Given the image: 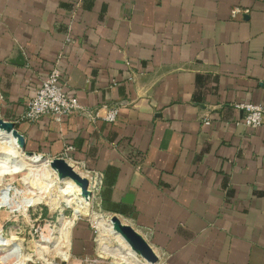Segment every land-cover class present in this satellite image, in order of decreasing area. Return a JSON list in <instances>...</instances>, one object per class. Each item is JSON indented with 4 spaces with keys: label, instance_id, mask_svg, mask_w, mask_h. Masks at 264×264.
Masks as SVG:
<instances>
[{
    "label": "crops",
    "instance_id": "1",
    "mask_svg": "<svg viewBox=\"0 0 264 264\" xmlns=\"http://www.w3.org/2000/svg\"><path fill=\"white\" fill-rule=\"evenodd\" d=\"M59 52L67 93L100 114L119 105L114 120L15 121L25 147L60 155L71 143L96 173L97 220H74L68 263L131 264L98 248L95 222L115 213L151 264H264V123L237 122L233 105L264 103V0H0L3 117L22 112Z\"/></svg>",
    "mask_w": 264,
    "mask_h": 264
},
{
    "label": "rangeland",
    "instance_id": "2",
    "mask_svg": "<svg viewBox=\"0 0 264 264\" xmlns=\"http://www.w3.org/2000/svg\"><path fill=\"white\" fill-rule=\"evenodd\" d=\"M26 148L29 149L28 147ZM1 150L4 151V147L0 148V157L3 155L5 156V152L3 153ZM50 156L51 155H49L48 158H51ZM8 160L11 164H4L2 158L0 159V226L2 225L4 228L3 234L5 236H8V229H10L14 238L18 237L16 240L22 243L23 253L19 252V247L21 248V245L18 243L14 245V249L17 253L11 251V249L10 253L8 251L9 249H5V257L16 256V258H23L29 256L32 260L29 261L28 264H47V261L63 258V254L57 251L58 244L63 245L64 249H67L66 245H68L69 256L71 257V234L74 223L71 225L70 231L68 230L69 235L65 236L66 223L64 219L71 217L72 207L66 204V197L60 194L61 188H59V183L54 178L55 175L48 171L46 165L33 167L28 165L27 168H25L26 166L22 167L24 168L23 170L13 171V167L16 170L19 169L21 162L12 157H9ZM69 161L72 160L69 159ZM80 168L85 170L82 165H80ZM11 184L14 185L15 188L22 190V196L31 200L32 204L27 205V210L21 208L9 209L16 205L15 201L10 200L6 202L2 197V193L3 191H10L11 195L12 189L14 190V186L12 187ZM40 195L44 197H42L41 200L37 199ZM92 203L91 201L90 208L93 206ZM89 216L91 217V221L92 218H96L91 212L78 217L89 218ZM96 220L97 218L95 221ZM95 223L97 224V228L95 227L97 230H95L96 232L94 231V233H97L96 237H99L97 239L100 240V242H98L96 239L99 251L108 255L124 256L121 254L124 252L122 249L118 250L117 248H113L117 247V241L113 238L111 233H109L110 230L108 231L106 226L103 227L102 223ZM43 235L44 237H42ZM104 242L109 245L107 248H103V250L101 246ZM110 247L113 249H110ZM2 248V245H0L1 250H3ZM80 258H83V255H81ZM121 260H126V262L131 264L134 263V260L131 258L127 259V257Z\"/></svg>",
    "mask_w": 264,
    "mask_h": 264
},
{
    "label": "built area",
    "instance_id": "3",
    "mask_svg": "<svg viewBox=\"0 0 264 264\" xmlns=\"http://www.w3.org/2000/svg\"><path fill=\"white\" fill-rule=\"evenodd\" d=\"M75 10H76V5H74V7L72 8V14L75 12ZM247 11H248V7L246 6L235 5L231 8L232 15H235L237 13H245ZM68 38L70 37L68 36ZM61 56H62L61 52H59L55 56L52 65L49 67L46 74L42 77L40 84L35 89L34 94L27 99L26 105L22 110V112L12 120L14 122L19 119L35 120L43 114H50L55 118H59L62 115L69 114L73 111H78V110L85 112L91 117H96L100 115L107 120H114L119 111V105L117 103L108 105L105 111L103 112V114H100L97 109L92 110L85 108L79 102L76 94H71L66 92L63 80L61 79V68H60ZM0 98H1V93H0ZM233 105L241 110V114L236 119L237 122L239 121L242 122L248 128L264 123V103L248 100V99H239V100H234ZM0 116L2 115L0 114ZM205 121L209 122V119L205 118ZM72 148L73 145L71 143H67L65 145V150H64L65 152L60 155L64 156L65 158L71 159L79 166L80 165L84 166L83 162H81L78 159L72 158L71 155L68 153V151ZM85 172L87 174L86 176L89 178V187H91L92 189V184L95 186L97 185L96 182L94 183L91 182L92 178L93 179L96 178V173L93 172V174H91L89 168H85ZM98 180L100 181V175H98L97 177V181ZM17 203L19 204V206L16 209H20L21 203L20 202ZM3 230L4 228L1 225L0 236L1 235L5 236L3 234ZM8 230H9L8 236L5 237H11V238L8 239L7 243L4 244L0 243V245H2V247L4 246L8 247L12 245L10 248L14 249L15 248L14 245L19 243L21 245V248L19 247V252L23 253L22 243L19 240H16L18 237L12 238L13 233L10 231V229ZM107 246L108 243L104 242L101 247L103 249V248H107ZM95 259L96 258H87V257L80 258L82 263L95 261ZM31 260L32 258H16V256H11L7 258L0 257V264H28V262ZM46 263L69 264L68 258H59L58 260H51V261H47Z\"/></svg>",
    "mask_w": 264,
    "mask_h": 264
},
{
    "label": "bare ground",
    "instance_id": "4",
    "mask_svg": "<svg viewBox=\"0 0 264 264\" xmlns=\"http://www.w3.org/2000/svg\"><path fill=\"white\" fill-rule=\"evenodd\" d=\"M4 147V151L1 150L3 153L5 152V156L3 155L2 157H0V159L2 158V160L4 161V164H11L9 162V157L11 158H16L18 161H20L21 166H19V169L16 170L14 167L12 168L13 171H20L23 170L24 166H26L25 168L28 167V165H30L31 167L33 166H39V165H46L47 169L50 173H53L55 176L54 178L57 180V182L59 183V188L60 189V194L63 195L64 197H66L65 201L67 205H70L72 207V215L69 218H65L64 222L66 223V235H69V231H70V227L71 225L74 223V220L83 214H88L90 212V205H91V194L90 195H86L81 191L80 185L70 176L66 175V176H59L58 171L56 170V168H54L53 166H51L50 164V158H48V154L46 153H42L40 151H26V149L21 148V146L19 145V143L17 142L16 136H14L10 131L6 130L4 127L0 126V148ZM51 157V156H50ZM67 161L72 164V166L75 168V170H77L78 172H80L83 175H87L84 169H81L79 165H77L74 161H69V158H66ZM71 160V159H70ZM1 164V162H0ZM94 183V182H93ZM12 185V184H11ZM14 185H12L13 187ZM22 190L15 188L14 186V190L12 189V193L10 195V191L6 192L3 191L2 193V197L6 202H9L10 200H14L15 201V206H13V208H9V209H16L19 204L17 202H20V206L21 209L23 210H27V205L32 204L31 200L25 196L21 195ZM43 196H39L37 199H42ZM44 198V197H43ZM106 220V219H105ZM103 221V220H102ZM108 224H107V228L110 230V232L114 235H116L119 239H121L119 246L122 247V250H124L123 254L124 256H122L123 258L128 257L129 258H134L132 260H134L135 262H140L142 261L141 259H136L135 255L137 252H135L127 243L126 241L122 238V236L113 228V222L110 220V218H107ZM64 230V229H63ZM69 230V231H68ZM115 236V237H116ZM14 236L12 235V238ZM44 237V235H43ZM11 237H5L3 235L0 236V243L4 244L8 242V239H10ZM117 239V238H116ZM118 239V241H119ZM121 243L125 246H121ZM118 245V244H117ZM67 246V249H64L63 245L58 244L57 245V251L58 253H62L63 258H69L70 253L68 251L69 246ZM119 247V248H120ZM126 247V248H125ZM3 250L0 249V257L1 258H6L5 254H4V250H8L10 253L11 251L16 252L17 251L15 249L10 248V246L8 247H3ZM11 249V251H10ZM121 249V248H120ZM119 250V249H118ZM9 254V253H8ZM7 254V256H8ZM11 255V254H9ZM16 255V254H15ZM132 256V257H131ZM11 257V256H10ZM139 257V256H138ZM141 257V256H140ZM139 257V258H140ZM23 258H30L29 256L27 257H23ZM124 258V259H125ZM146 261H148L149 263L151 261L145 259ZM126 262V260H125ZM133 263V264H134ZM153 263V262H152ZM151 264V263H150Z\"/></svg>",
    "mask_w": 264,
    "mask_h": 264
},
{
    "label": "water",
    "instance_id": "5",
    "mask_svg": "<svg viewBox=\"0 0 264 264\" xmlns=\"http://www.w3.org/2000/svg\"><path fill=\"white\" fill-rule=\"evenodd\" d=\"M0 126L10 131L16 136L17 142L21 148L26 151L32 152L33 149H27L25 143L24 134L16 127L15 122L12 119L4 118L0 116ZM50 164L58 171L59 176L72 177L81 188V191L87 196L92 194V189L89 187V178L86 175L81 174L70 164L67 159L62 155H51ZM110 220L113 222V228L122 236L126 243L135 251L140 253L145 259L155 262L157 260V254L153 248L147 242V240L138 232L132 225L121 220L119 215L111 214Z\"/></svg>",
    "mask_w": 264,
    "mask_h": 264
}]
</instances>
